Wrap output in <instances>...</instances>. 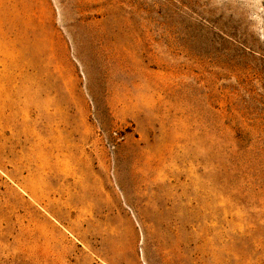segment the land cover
Returning a JSON list of instances; mask_svg holds the SVG:
<instances>
[{"label":"rangeland","instance_id":"374dc122","mask_svg":"<svg viewBox=\"0 0 264 264\" xmlns=\"http://www.w3.org/2000/svg\"><path fill=\"white\" fill-rule=\"evenodd\" d=\"M264 0H0V264H264Z\"/></svg>","mask_w":264,"mask_h":264},{"label":"clouds","instance_id":"9594fccd","mask_svg":"<svg viewBox=\"0 0 264 264\" xmlns=\"http://www.w3.org/2000/svg\"><path fill=\"white\" fill-rule=\"evenodd\" d=\"M261 38L264 39V36H262Z\"/></svg>","mask_w":264,"mask_h":264}]
</instances>
